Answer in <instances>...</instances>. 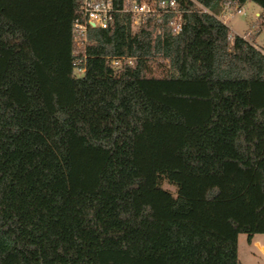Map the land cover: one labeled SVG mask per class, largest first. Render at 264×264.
Returning <instances> with one entry per match:
<instances>
[{
  "label": "trees",
  "instance_id": "1",
  "mask_svg": "<svg viewBox=\"0 0 264 264\" xmlns=\"http://www.w3.org/2000/svg\"><path fill=\"white\" fill-rule=\"evenodd\" d=\"M195 1L90 27L76 76L78 0H0V264H240L264 233V55Z\"/></svg>",
  "mask_w": 264,
  "mask_h": 264
},
{
  "label": "built area",
  "instance_id": "2",
  "mask_svg": "<svg viewBox=\"0 0 264 264\" xmlns=\"http://www.w3.org/2000/svg\"><path fill=\"white\" fill-rule=\"evenodd\" d=\"M193 1L202 12L212 14L201 4ZM80 18L75 19L72 24V67L76 76H81L85 71L86 46L89 44L87 32L91 28H108L114 21L116 14H128L133 30L145 29L148 26L150 17H161L163 15L174 14L171 21L172 30L178 33L180 25V11L178 10V0H78ZM220 10L213 14L217 19L226 22V17L233 13H242V7L232 0H224L219 4ZM264 55V50L258 48ZM128 57H118L112 60L114 66L121 63L131 64Z\"/></svg>",
  "mask_w": 264,
  "mask_h": 264
},
{
  "label": "rangeland",
  "instance_id": "3",
  "mask_svg": "<svg viewBox=\"0 0 264 264\" xmlns=\"http://www.w3.org/2000/svg\"><path fill=\"white\" fill-rule=\"evenodd\" d=\"M251 6V2L245 3L242 6V13H233L227 16L225 24L231 34L253 41L258 48L264 50V29L259 27V17L253 15ZM161 184L163 188L174 192V187L165 180ZM255 241L264 244V233L251 234L249 236L245 233L238 235V259L240 264H264V253L258 246L254 245Z\"/></svg>",
  "mask_w": 264,
  "mask_h": 264
},
{
  "label": "crops",
  "instance_id": "4",
  "mask_svg": "<svg viewBox=\"0 0 264 264\" xmlns=\"http://www.w3.org/2000/svg\"><path fill=\"white\" fill-rule=\"evenodd\" d=\"M250 1H247L246 3H249ZM252 3V2H251ZM251 10H252V12H253V15L255 16V17H257L259 14H260V8L257 6V5H255L254 3H252V6H251ZM226 25V24H225ZM252 43H253V45L254 46H257L256 44H255V42H253V41H251ZM254 245L255 246H258L259 248H260V250L264 253V244L263 243H259V241H255L254 242Z\"/></svg>",
  "mask_w": 264,
  "mask_h": 264
}]
</instances>
